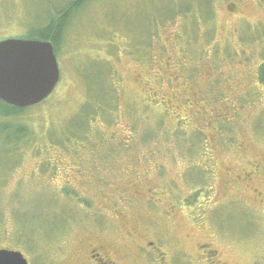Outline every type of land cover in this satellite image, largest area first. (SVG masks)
Instances as JSON below:
<instances>
[{
    "label": "rangeland",
    "instance_id": "1",
    "mask_svg": "<svg viewBox=\"0 0 264 264\" xmlns=\"http://www.w3.org/2000/svg\"><path fill=\"white\" fill-rule=\"evenodd\" d=\"M73 1L0 0V39ZM69 7L56 88L0 117L34 133L0 143V247L29 264L100 246L115 264H264V0Z\"/></svg>",
    "mask_w": 264,
    "mask_h": 264
},
{
    "label": "water",
    "instance_id": "2",
    "mask_svg": "<svg viewBox=\"0 0 264 264\" xmlns=\"http://www.w3.org/2000/svg\"><path fill=\"white\" fill-rule=\"evenodd\" d=\"M61 78L52 39L0 40V100L29 108L47 99ZM0 264H29L18 250L0 249Z\"/></svg>",
    "mask_w": 264,
    "mask_h": 264
},
{
    "label": "trees",
    "instance_id": "3",
    "mask_svg": "<svg viewBox=\"0 0 264 264\" xmlns=\"http://www.w3.org/2000/svg\"><path fill=\"white\" fill-rule=\"evenodd\" d=\"M81 2V0H74L70 5L69 9H72V5H77ZM76 3V4H75ZM67 6V7H68ZM67 7L62 9L61 11L57 12V15H54V20L50 21L52 22L50 27L49 25H45L44 31H41L40 33H30L29 35L26 36H18V37H23V38H38L42 40H50L52 39L55 48L57 47L58 42L60 41L61 38V28H62V22L68 15L70 11L67 10ZM57 52V49H56ZM261 80L264 81V64L261 67ZM1 103H3L7 111L5 112L4 115H1L0 117H10L14 113H22L26 109H20L11 105H8L7 103L3 102L0 100ZM106 107L105 104L103 103H98L96 105V108L98 110H104ZM91 112L89 111L88 114ZM12 120V119H11ZM2 121H7V120H2ZM0 132L3 133V138L0 141L1 144L9 143L12 145V148L9 150L14 153L16 152L19 148L18 146L21 145V143L29 141L33 138V132L28 128L27 125L24 123L14 125L11 122L5 123L2 128L0 127ZM31 144V143H30Z\"/></svg>",
    "mask_w": 264,
    "mask_h": 264
},
{
    "label": "flooded vegetation",
    "instance_id": "4",
    "mask_svg": "<svg viewBox=\"0 0 264 264\" xmlns=\"http://www.w3.org/2000/svg\"><path fill=\"white\" fill-rule=\"evenodd\" d=\"M261 75V73H260ZM262 81V80H261ZM249 176V175H248ZM250 177V176H249ZM233 179H242L244 180V178H242L240 175H237L235 178ZM153 243V242H152ZM144 250H146L145 247H143ZM104 249V246H100L98 248H94L91 250V253L89 254L88 260L89 263L88 264H115L107 254H104L102 251ZM215 252V251H214Z\"/></svg>",
    "mask_w": 264,
    "mask_h": 264
}]
</instances>
